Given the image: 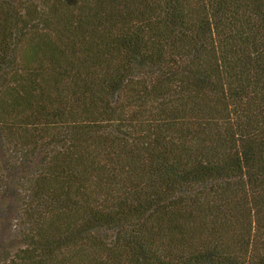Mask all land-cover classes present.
I'll return each instance as SVG.
<instances>
[{"label": "trees", "instance_id": "1", "mask_svg": "<svg viewBox=\"0 0 264 264\" xmlns=\"http://www.w3.org/2000/svg\"><path fill=\"white\" fill-rule=\"evenodd\" d=\"M0 264H264V0H0Z\"/></svg>", "mask_w": 264, "mask_h": 264}]
</instances>
